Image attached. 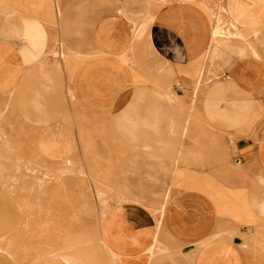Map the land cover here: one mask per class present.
<instances>
[{"label": "crops", "instance_id": "0c3cea01", "mask_svg": "<svg viewBox=\"0 0 264 264\" xmlns=\"http://www.w3.org/2000/svg\"><path fill=\"white\" fill-rule=\"evenodd\" d=\"M221 3L230 34L213 38L212 0H0V178L19 160L84 157L119 196L95 222L61 220L53 198L40 214L20 185L0 264H264V0ZM226 39L220 63L210 54ZM210 65L219 77L197 108L233 139L177 119L188 97L176 83Z\"/></svg>", "mask_w": 264, "mask_h": 264}, {"label": "rangeland", "instance_id": "374dc122", "mask_svg": "<svg viewBox=\"0 0 264 264\" xmlns=\"http://www.w3.org/2000/svg\"><path fill=\"white\" fill-rule=\"evenodd\" d=\"M214 5V18H215V25H214V32H212L213 38L216 37L218 34L222 35H229L230 32H228L230 28L229 23L225 19L224 16V7L221 3L222 0H212ZM224 28L227 29V33L224 32ZM217 38V37H216ZM61 42V40H60ZM223 43V44H222ZM231 46V40H223V42L217 44L215 47L216 52H212L210 54V57L213 58V60L218 59L217 62L222 63L224 61V56L222 52L223 47L229 48ZM220 47V48H219ZM219 49V50H218ZM214 50V51H215ZM53 53H60L63 52L60 49V52L57 49H53ZM133 64H136V61H133ZM217 65V64H216ZM210 65L209 69L206 68L200 71V74L192 81L190 82H184L183 84H180L177 82L176 86L178 88H182L184 92L187 94V99L183 97V103L180 107V109H177V119L182 120V122H188L190 125L191 123L198 124V130H196V133L198 134V137L206 138V137H215L222 139L223 137H227L229 139L234 138V132L232 130L223 128V118L219 116V114L216 112L215 115L207 112H202L201 109H198V104L201 102L198 100L199 94L204 91L203 89L209 84V79L215 80L218 79L219 76H216L215 66ZM136 66V65H135ZM169 90L175 91L173 88H168ZM193 94V96H192ZM62 96L59 97L60 100H62ZM228 99V98H227ZM67 100V99H66ZM173 101L174 98H172ZM216 101H218L217 104H219V107H222L223 101H225V98L217 97ZM199 102V103H198ZM227 103V102H226ZM82 117V116H81ZM66 119L68 121H71L73 123H76L77 120H79L78 115H69V114H62V119ZM174 118L176 119L175 115ZM173 118V119H174ZM83 119V118H82ZM229 126H227L228 128ZM209 128V129H208ZM189 130L186 129L183 133L179 132V134L185 138L188 136ZM6 133L2 129H0V137H3ZM174 135V134H173ZM182 146H179V149ZM102 148H105V151L103 154L108 152V147L102 146ZM142 149V147H139ZM147 149V147H144ZM172 149L171 154H174L176 146H171L169 149ZM7 149L8 154L5 156L6 158H13L12 152L13 147L9 146ZM178 151V150H177ZM170 156V155H168ZM8 164H10V161H7ZM88 161L85 160V158L76 157L69 161H62L60 163H45L40 160H25L22 161L19 160V163L21 164V167L17 168L14 167L13 164H11V172L8 173L4 178H0V213L2 214V217H0V220H4V213H11L13 214L12 208L15 207L14 202L15 200V191L17 187L20 185H25L29 188V191H32L31 194H27V196L32 197V201L35 203L36 208L40 214H45V211H49L51 205H46L47 201L48 203L51 202L53 199L54 207V219L62 218L63 216L70 217V220H74L75 217L80 216L82 218H86L84 221H91L95 222L96 219L100 216V214L104 211L106 206L112 202L119 200V196L110 192V187L108 184V174H105L103 176V180H101L102 172L101 170L99 173L90 172L88 169ZM13 163V162H12ZM137 165L138 163H134ZM173 164V162L168 163ZM8 166V165H7ZM16 168V169H15ZM16 171V172H15ZM95 175H98L95 177ZM169 176V173L166 174ZM76 177L77 178V184L71 185L70 189L67 188L68 185V178ZM79 178V179H78ZM106 180V181H105ZM167 189L171 191L173 183H175V179H167ZM173 182V183H172ZM54 185L51 186V185ZM42 186V187H39ZM50 186L52 190V193L50 196L47 195L45 191V187ZM77 186V187H76ZM80 186V187H78ZM76 189V190H75ZM56 191L58 193H56ZM18 196V195H17ZM154 198V203L156 204V207L152 209V213L155 217V220L159 222L160 215L162 212L163 205L165 204L168 193H160L158 195H151ZM51 197V198H50ZM155 197H157V200H155ZM53 198V199H52ZM66 205H65V204ZM69 207L71 209H66L64 207ZM60 207V208H58ZM6 208H10L6 209ZM20 209V207L18 206ZM60 209V210H59ZM20 212V211H19ZM75 214V215H74ZM20 218V216H18ZM10 221L14 220V216L11 215ZM62 220V219H61ZM82 220V221H83ZM87 224V223H86ZM57 226V227H56ZM4 225L2 226L3 230ZM60 227L56 224L55 220V231L56 229ZM13 229L11 228L8 231L3 232L2 235L5 233L9 234L12 233ZM0 240L4 241L3 236L0 235ZM9 241H14L13 239L9 238L7 239ZM2 251L5 250L4 245ZM160 246L157 244V249L159 250Z\"/></svg>", "mask_w": 264, "mask_h": 264}]
</instances>
